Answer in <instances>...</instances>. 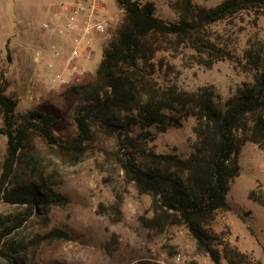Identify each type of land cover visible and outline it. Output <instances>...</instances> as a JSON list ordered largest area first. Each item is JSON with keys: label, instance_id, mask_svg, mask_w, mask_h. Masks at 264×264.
Wrapping results in <instances>:
<instances>
[{"label": "trees", "instance_id": "1", "mask_svg": "<svg viewBox=\"0 0 264 264\" xmlns=\"http://www.w3.org/2000/svg\"><path fill=\"white\" fill-rule=\"evenodd\" d=\"M113 1L121 21L109 29L92 80L70 90L72 136L55 134L64 125L60 118L38 109L18 111L0 72V136L6 145L0 202L13 208L0 213V264H41L42 245L71 240L57 227L30 237L18 231L28 222L47 228L50 210L69 205L58 191L61 168L75 167L87 158H94L101 182L113 197L107 205H97V215L119 223L122 191L131 184L137 196L150 199L151 217L138 218L147 237H156L167 227H184L214 264H258L208 229L217 212L229 210L226 194L238 174L241 147L249 143L264 154V40L256 33L246 39L235 62L243 80L226 99L213 85L179 89L166 79L171 65L157 55L190 50L209 57L207 66L231 59L236 46L210 39L208 26L245 11L264 16V0H221L212 8L198 7L193 0L168 1L174 20L156 17L150 1ZM5 51L11 62L7 47ZM196 56L190 55L201 64ZM188 119L193 120L194 135L188 156L153 150V131L181 128ZM54 162L58 167L52 169ZM247 196L264 208V186ZM115 238L112 235L104 245L107 254L115 248ZM213 240L217 247L211 245Z\"/></svg>", "mask_w": 264, "mask_h": 264}, {"label": "rangeland", "instance_id": "2", "mask_svg": "<svg viewBox=\"0 0 264 264\" xmlns=\"http://www.w3.org/2000/svg\"><path fill=\"white\" fill-rule=\"evenodd\" d=\"M64 1L0 0V72L4 73L8 82L6 93L13 95L18 111L38 109L63 120L64 125L55 129V134L61 138L75 133V127L68 120V112L73 103L70 90L92 80L93 71L101 58V49L95 44L92 59L84 65L76 81L55 86L45 82V71L39 66L40 63L33 61L25 46L32 50L40 48L41 41L47 38L39 31L41 21L51 18L52 8ZM112 1L107 0L108 32L122 18ZM141 1L152 2L158 18H176L175 13L167 6L168 1L175 0ZM220 1L193 0V3L198 7L212 8ZM45 7L51 8L47 15ZM23 22L31 25L25 36L20 32ZM207 30L210 39L227 40L229 44L236 46V53H231V59L216 61L207 66L205 63L209 62V57L194 54L190 50H170L159 53L157 58L161 57L163 63L171 65L166 79L179 89L193 90L199 86L213 85L220 97L226 99L243 80L235 68V62L241 57L246 39L256 33L264 40V16L250 11L240 12L227 20L209 25ZM104 39L108 42V36ZM57 45L62 50L60 57L64 58L67 50L64 46ZM5 47L11 62L6 61ZM46 49L47 56L52 55L51 49ZM191 54L197 55L201 64L195 63ZM27 74L30 77L28 79ZM192 126L193 120L188 119L181 128H170L165 132L153 131L154 139L150 145L157 153L174 151L186 157L190 153L189 145L194 140ZM5 148V139L0 136V166ZM94 161V158H87L75 167L61 168L63 181L58 191L70 203L63 210H50L47 228H43L40 222H28L18 231L22 237H30L33 233L43 234L52 227L69 233L70 241L40 247L38 259L41 264H135L139 260L146 261L147 264H214L198 249L195 239L184 227H167L158 236L147 237L138 218L151 217L150 199L147 196H137L131 184L126 185L122 191L123 218L119 223H111L107 218L97 215V205H107L113 197L110 189L102 184V176ZM237 165L238 174L230 180L226 194L229 210L217 212L208 230L211 235L222 236L258 264H264V208L247 196L258 185L264 186V154L256 146L246 143L241 147ZM57 167V162L50 166L52 169ZM12 210L13 208L0 202V213ZM112 235L116 237L115 248L111 254H107L104 245L112 239ZM211 245L217 247L216 241H211Z\"/></svg>", "mask_w": 264, "mask_h": 264}, {"label": "built area", "instance_id": "3", "mask_svg": "<svg viewBox=\"0 0 264 264\" xmlns=\"http://www.w3.org/2000/svg\"><path fill=\"white\" fill-rule=\"evenodd\" d=\"M107 8L106 0H65L52 10L51 18L41 21L40 33L48 39H60L59 45L67 50L60 70L44 76L46 83L55 86L76 81L82 62L91 60L94 55L93 46L98 43L102 51L107 47V40L104 39L108 36ZM30 27V23L23 22L20 25L21 34L25 36ZM39 45L40 48L33 49L32 53L35 63L45 59L47 47L51 49L52 57H60L62 50L55 42ZM47 66L52 67L51 64Z\"/></svg>", "mask_w": 264, "mask_h": 264}, {"label": "crops", "instance_id": "4", "mask_svg": "<svg viewBox=\"0 0 264 264\" xmlns=\"http://www.w3.org/2000/svg\"><path fill=\"white\" fill-rule=\"evenodd\" d=\"M112 2H114V1H112ZM106 3H107V0H106ZM57 6H59V5H57ZM57 6H55V7H53L52 8V10L53 9H55ZM107 7H108V5H107ZM46 11V15H47V13H48V11H49V9H51L50 7H45L44 8ZM107 11H108V8H107ZM45 12H44V14H45ZM51 13H52V11H50V16H51ZM49 14V13H48ZM26 18V17H25ZM107 18V17H106ZM26 20H28V19H26ZM6 29H7V31H8V25L6 24ZM51 41H53V42H55L56 44H60L61 43V40L60 39H58V38H53V39H48V38H44L43 39V41H41V44H43V45H47L49 42H51ZM62 45H64V44H62ZM96 45H98V48H100V46H99V44L98 43H96ZM101 49V48H100ZM25 50H26V52L30 55V53H31V56H32V53H33V50L32 49H30V47L29 48H27L26 46H25ZM95 53V52H94ZM101 53H102V50H101ZM61 62H62V58L61 57H59V58H54V57H52L51 55L50 56H47V51L45 52V59L44 60H42L41 62H40V64H39V66H41L42 67V69L45 71V73L47 74V73H51V72H57V71H59L60 70V67H61ZM48 64H51L52 65V67L51 68H49L47 65ZM87 65L88 64V61H83L82 62V69L84 68V65ZM82 71V70H81ZM45 74V75H46ZM26 78L28 79V78H30L29 77V74H27L26 75ZM26 79V80H27ZM28 83H30V82H27V84ZM228 226L231 228V226L228 224ZM238 228V227H237Z\"/></svg>", "mask_w": 264, "mask_h": 264}]
</instances>
